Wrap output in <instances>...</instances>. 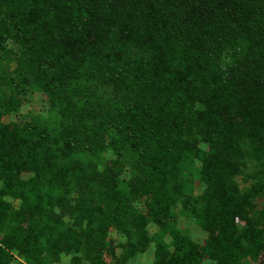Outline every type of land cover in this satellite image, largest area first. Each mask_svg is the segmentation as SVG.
I'll return each instance as SVG.
<instances>
[{
	"label": "trees",
	"instance_id": "16d2710c",
	"mask_svg": "<svg viewBox=\"0 0 264 264\" xmlns=\"http://www.w3.org/2000/svg\"><path fill=\"white\" fill-rule=\"evenodd\" d=\"M8 40L0 264L15 251L29 264H132L152 245L149 223L168 229L179 202L207 243L171 228L153 264H263L264 0H0V51ZM34 92L58 115L56 134L3 122ZM127 149L138 157L124 191ZM108 151L117 158L103 163ZM188 155L201 163L198 199L184 193ZM111 229L130 241L115 244Z\"/></svg>",
	"mask_w": 264,
	"mask_h": 264
},
{
	"label": "rangeland",
	"instance_id": "374dc122",
	"mask_svg": "<svg viewBox=\"0 0 264 264\" xmlns=\"http://www.w3.org/2000/svg\"><path fill=\"white\" fill-rule=\"evenodd\" d=\"M6 50L10 53H6L4 51H0V82H2L3 77L5 74H8L12 69H14L15 65L12 64L11 66L6 65L5 62H10L11 60L15 62L16 54L18 52V46L12 41L8 40L6 43ZM9 60V61H8ZM13 63V62H12ZM89 87L94 89L95 91L103 94L104 96L113 95L111 89L108 86H102L100 82L96 81H88L87 82ZM7 85L2 84L0 85V104H2L5 95L9 92L7 91ZM21 105L18 109L11 112L10 114H6L2 119L4 123H15L21 126L26 124H32L40 127H44L48 132L52 135L56 134L60 130L59 125V117L58 115L51 111L48 107L46 98L39 92L29 93L27 96H23L21 99ZM1 111V108H0ZM200 147L205 150L207 147L205 144H200ZM193 155H188L187 161L181 166L182 168V182L185 184L184 193L187 196H191L193 198H200L202 195L203 190L205 189V185L201 181L200 177V167L201 163ZM79 157V156H77ZM137 153L131 149H127L122 151L119 160H121L124 166V172L121 176V184L124 191L128 190V184L132 177L134 176L133 165L137 159ZM116 155L112 151L105 152L102 155V162L103 160H114L116 159ZM102 162L100 164H102ZM104 163V162H103ZM256 164L249 162L246 172L248 174L252 173L254 170V166ZM103 167V165H102ZM33 176V173H24L21 175L23 180H28ZM239 184L243 187L249 186V183H244V177L239 176L237 178ZM2 183L0 182V187ZM6 201L11 202L16 208L20 206V201L9 197L6 198ZM257 211L260 212L264 208V200L259 199L256 202ZM135 209L138 212L145 213L146 208L144 206V202L136 201L134 203ZM172 217L168 221L169 226L168 229L162 227V225H158L155 222L149 223L147 226L148 233L152 238L153 242L148 251L142 255L134 258L131 263L132 264H153L155 259V246L157 242H164L167 244H171V237L168 231L171 228H176L179 232L184 235L189 236L194 242L198 243L199 245L206 244L208 240V234L202 229L201 224L199 223L198 219L193 216L190 211L184 209L181 202H179L173 209H172ZM74 219L70 217H65L64 221L68 224H73ZM241 227H244L243 223H240ZM111 240L115 244H125L126 242L130 241L127 235L123 233H118L114 229L110 230ZM156 242V243H155ZM117 254H121V250H117ZM43 258H40L39 261L43 262ZM70 260L69 256L62 255L60 257L61 264H68ZM29 264L25 262L23 257H20L16 251L13 253V259L7 261L6 264ZM214 261L211 260H204L202 264H214ZM264 264V255L262 257V262ZM244 264H257L253 262L250 258L245 261Z\"/></svg>",
	"mask_w": 264,
	"mask_h": 264
},
{
	"label": "crops",
	"instance_id": "0c3cea01",
	"mask_svg": "<svg viewBox=\"0 0 264 264\" xmlns=\"http://www.w3.org/2000/svg\"><path fill=\"white\" fill-rule=\"evenodd\" d=\"M154 254H155V252H154ZM142 255H144V254H142ZM142 255H138V256H142ZM138 256H137V257H138Z\"/></svg>",
	"mask_w": 264,
	"mask_h": 264
}]
</instances>
